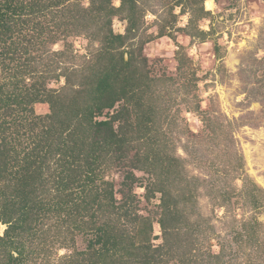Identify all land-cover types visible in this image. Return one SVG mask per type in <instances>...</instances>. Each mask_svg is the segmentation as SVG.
<instances>
[{"label": "rangeland", "instance_id": "rangeland-1", "mask_svg": "<svg viewBox=\"0 0 264 264\" xmlns=\"http://www.w3.org/2000/svg\"><path fill=\"white\" fill-rule=\"evenodd\" d=\"M208 2L139 0L144 17L138 29L128 34L126 51H134V73L142 71L154 79V92L147 96L141 89L135 90L129 101L95 117L94 121H106L121 113L114 129H122L121 135L131 142L125 160L120 153H104L109 160L102 165L97 184L103 190L107 187L101 186L103 182L113 183L117 209L104 208V214L113 210L112 217L119 219L124 211L118 207L129 200L135 206L134 215L153 219L151 244L164 247L157 253L163 261L159 264H183L182 257L189 264H219L213 257L220 254L225 256L223 264H264V0ZM78 3L82 7L90 4L89 0ZM113 4L120 7L121 0L118 6L117 0ZM201 7L209 14L195 18ZM89 25L88 21L60 25L54 31L55 42L46 40L44 33L19 50V60L46 71L49 94L74 96L89 66L101 52H107L106 44ZM163 26L169 36H159ZM127 29L124 16L115 17L116 33L126 35ZM198 30L204 33L197 35ZM26 33L24 41L31 39L33 31ZM35 112L46 116L50 105L36 104ZM77 123L82 122L75 119ZM5 135L14 137L12 130ZM22 141L23 145L17 146L21 157L35 147L33 141ZM54 143L61 142L56 138ZM160 150L173 162L171 175L167 166L158 167L160 162L155 159ZM60 156H48L41 180L54 171ZM141 157L152 172L139 169ZM64 166L69 169L75 164L71 161ZM160 179L168 180L166 188L171 190L187 181L198 186L195 198L179 205L177 212L184 213L187 208L188 213L175 227L170 225L167 237L158 223L164 214L162 194L156 191L153 197L149 192L163 187ZM49 187L45 195L55 202V186ZM102 201L107 206L108 202ZM90 214L71 227L63 221L64 214L50 212L40 222V232L26 242L25 263L82 261L78 255L89 245ZM124 221L123 217L121 224ZM6 229L0 222V236ZM127 229L133 234L134 224L129 223ZM189 239L195 243L191 249L187 247Z\"/></svg>", "mask_w": 264, "mask_h": 264}, {"label": "trees", "instance_id": "trees-1", "mask_svg": "<svg viewBox=\"0 0 264 264\" xmlns=\"http://www.w3.org/2000/svg\"><path fill=\"white\" fill-rule=\"evenodd\" d=\"M67 2L69 4L65 6ZM138 2L121 0V6L116 7L113 0H89V6L82 7L78 0H0V222L7 225L4 235L0 236V264H26V242L41 230L40 222L50 212L64 214L63 221L71 227L83 215L87 217L91 213L89 245L79 253L82 261L78 264L163 262L157 253L164 247L153 248L151 244L153 219L134 215L135 206L127 200L118 207L124 213L116 220L112 217L113 210L117 209L113 205V183L103 182L101 186L107 185L103 190L97 184L102 178V165L109 160L104 153H120L125 160L131 142L121 135L122 129H114V123L119 121L121 113L106 121H94L95 117L115 109L121 101H129L135 90L141 89L147 96L154 92V79L142 71L135 74L134 51H126L130 38L128 34L138 29L144 17ZM196 12L195 18L200 17L201 13L209 14L204 7ZM49 14L50 18L47 17ZM122 16L128 22L126 35L114 30L115 17ZM87 21L94 28L97 39L106 44L107 52H101L96 63L89 66L87 75L81 78V89L74 96L49 94L45 88L46 71L37 64L19 60V50L26 43L34 44V40L37 38L38 41L44 33L46 40L55 42L54 31L61 28L60 25H79ZM30 31H33V35L26 42V32ZM203 33L198 30L197 35ZM159 36H169L165 33V26L161 28ZM125 55H128V59ZM44 103L50 105V114L36 115L35 105ZM75 119L82 123L74 124ZM9 130L14 133L12 139L5 135ZM78 133L80 137L75 138ZM23 138L33 141L35 147L29 152L24 149L25 155L21 157L18 147L23 145ZM56 138L60 144L54 143ZM162 152L159 151L155 160L160 162L161 166L158 167L167 166L171 175L173 162L168 155L162 156ZM52 154L61 155L58 164L47 178L41 180L48 156ZM141 158L143 165L139 169L152 172L146 167L147 160ZM71 161L75 166L65 169L64 165ZM167 181L160 179L163 187L149 191L153 197L156 191L162 194L164 214L158 223L166 237L171 230L170 225L184 220V214L188 211L185 208L184 213L177 212L179 205H187L195 198L194 193L198 189L197 185H192L196 182L187 181L186 185L171 190L166 188ZM50 185L56 189L55 202L45 195L52 188ZM102 199L108 202L107 206ZM108 207L113 210H106L104 214L103 209ZM123 217L126 221L121 224ZM129 223L134 224L133 234L127 229ZM194 244L189 239L187 247L191 249ZM66 245L63 244L64 247ZM224 257L220 254L213 258L223 264ZM181 262L190 263L183 257Z\"/></svg>", "mask_w": 264, "mask_h": 264}, {"label": "bare ground", "instance_id": "bare-ground-1", "mask_svg": "<svg viewBox=\"0 0 264 264\" xmlns=\"http://www.w3.org/2000/svg\"><path fill=\"white\" fill-rule=\"evenodd\" d=\"M208 4L211 5V0H209Z\"/></svg>", "mask_w": 264, "mask_h": 264}, {"label": "clouds", "instance_id": "clouds-1", "mask_svg": "<svg viewBox=\"0 0 264 264\" xmlns=\"http://www.w3.org/2000/svg\"><path fill=\"white\" fill-rule=\"evenodd\" d=\"M117 6H118V0H117ZM140 191H143V189H141Z\"/></svg>", "mask_w": 264, "mask_h": 264}]
</instances>
